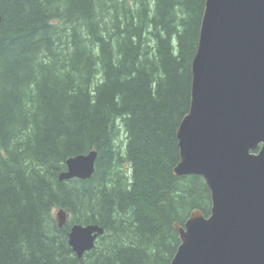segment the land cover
Returning a JSON list of instances; mask_svg holds the SVG:
<instances>
[{"label":"trees","instance_id":"1","mask_svg":"<svg viewBox=\"0 0 264 264\" xmlns=\"http://www.w3.org/2000/svg\"><path fill=\"white\" fill-rule=\"evenodd\" d=\"M205 1L0 0V264H170L173 225L210 214L172 171ZM90 151L91 178L58 179ZM74 224L104 230L81 259Z\"/></svg>","mask_w":264,"mask_h":264},{"label":"water","instance_id":"2","mask_svg":"<svg viewBox=\"0 0 264 264\" xmlns=\"http://www.w3.org/2000/svg\"><path fill=\"white\" fill-rule=\"evenodd\" d=\"M191 74L172 171L203 178L211 211L173 225L180 245L170 264H264V0L205 1ZM96 158H68L59 180L91 178ZM56 221L66 224L63 209ZM103 233L74 224L68 244L81 259Z\"/></svg>","mask_w":264,"mask_h":264},{"label":"bare ground","instance_id":"3","mask_svg":"<svg viewBox=\"0 0 264 264\" xmlns=\"http://www.w3.org/2000/svg\"><path fill=\"white\" fill-rule=\"evenodd\" d=\"M90 152H92V151H90ZM90 152H89V153H90ZM93 152H96V151H93ZM87 154H88V153H87ZM80 155H83V154H80ZM58 179H59V177H58ZM56 212H57V211H56ZM55 217H56V213H55ZM60 229H61V228H60Z\"/></svg>","mask_w":264,"mask_h":264},{"label":"rangeland","instance_id":"4","mask_svg":"<svg viewBox=\"0 0 264 264\" xmlns=\"http://www.w3.org/2000/svg\"><path fill=\"white\" fill-rule=\"evenodd\" d=\"M56 212L54 211V214H55Z\"/></svg>","mask_w":264,"mask_h":264}]
</instances>
